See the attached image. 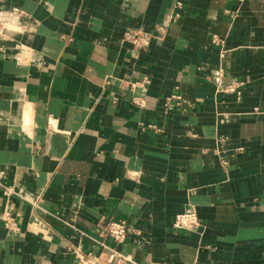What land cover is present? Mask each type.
<instances>
[{"label":"crops","instance_id":"obj_1","mask_svg":"<svg viewBox=\"0 0 264 264\" xmlns=\"http://www.w3.org/2000/svg\"><path fill=\"white\" fill-rule=\"evenodd\" d=\"M14 8L28 16L0 25V264H72L100 243L131 264H264V0H0ZM188 210L199 230H176ZM109 221L134 231L119 247Z\"/></svg>","mask_w":264,"mask_h":264},{"label":"built area","instance_id":"obj_2","mask_svg":"<svg viewBox=\"0 0 264 264\" xmlns=\"http://www.w3.org/2000/svg\"><path fill=\"white\" fill-rule=\"evenodd\" d=\"M230 3L242 4L244 0H227ZM28 13L24 10L14 8L5 16H0V25H3L6 20L16 17H26ZM160 34H165V27L158 29ZM152 36L149 33H145L139 30H129L125 34V41L131 43L135 48H148L151 44ZM217 43V41H216ZM225 53V51L223 52ZM226 93H236L235 87H228L224 90ZM240 95V93H237ZM181 96L174 95L167 100L168 107H171L173 101H180ZM224 165H227L226 160L223 161ZM4 224L6 229L11 232L18 231V226L14 219L5 218ZM101 228V237L111 239L117 247L122 245L127 238L134 232L125 221H109L101 222L99 224ZM173 226L176 230L194 232L199 230L201 226L200 219L197 213L193 210L185 211L176 216ZM103 250L99 254L93 252H84L81 249H75L73 252L72 264H131L129 256L124 255L117 248H109L104 243H100Z\"/></svg>","mask_w":264,"mask_h":264}]
</instances>
